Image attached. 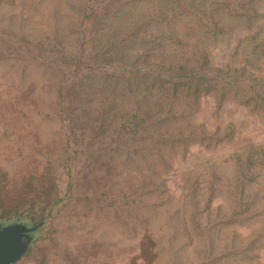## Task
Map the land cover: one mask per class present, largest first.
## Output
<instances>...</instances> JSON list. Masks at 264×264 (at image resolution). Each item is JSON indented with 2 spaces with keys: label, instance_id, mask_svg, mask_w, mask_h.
<instances>
[{
  "label": "rangeland",
  "instance_id": "obj_1",
  "mask_svg": "<svg viewBox=\"0 0 264 264\" xmlns=\"http://www.w3.org/2000/svg\"><path fill=\"white\" fill-rule=\"evenodd\" d=\"M98 1L0 0V223L40 229L19 264H264V0L123 5L114 20L121 33L155 17L129 46L131 57L142 58L149 34H176L187 42L154 44L149 64L193 68L201 60L211 81L199 100L178 101V114L191 101L182 130L193 137L170 146L126 145L112 125H87L79 105L92 122L110 105L97 83L60 108L68 71L60 51L77 52L79 21ZM162 15L169 22H158ZM41 43L45 54L32 60ZM131 83L117 84L111 121L145 106L142 88L122 96Z\"/></svg>",
  "mask_w": 264,
  "mask_h": 264
},
{
  "label": "trees",
  "instance_id": "obj_2",
  "mask_svg": "<svg viewBox=\"0 0 264 264\" xmlns=\"http://www.w3.org/2000/svg\"><path fill=\"white\" fill-rule=\"evenodd\" d=\"M142 1L148 0H127L125 3L118 4H116V0H101L90 4L79 21L78 35L81 39L77 52L71 55L62 53L63 50L60 51V64L62 62L68 71L67 74L64 72L61 80V88L59 90V100L61 98V101H59V104L60 108H63V103L66 105L67 101L80 94V87L85 89V91L91 90L92 86L86 84L88 82L92 84L97 83L101 86V89H105L108 93L110 91L109 98H106L110 104V109L105 107L100 117L95 122H92L88 114L89 110L87 111L86 107L83 110L79 105V108H76L80 113L78 117L83 116V121L86 124L94 125L97 123L96 126L100 127V129L105 124L108 127L112 125L113 128L110 130L116 133L118 138L126 145L128 142L138 143L149 141L151 144L170 146V144H177L182 140L193 137V134L191 135L186 132L190 127L182 130V123L185 117L183 113L187 111V108L190 109L189 104L191 101L199 100L198 98L202 91L201 88L206 83L210 84L211 81L202 75L203 64L200 63L201 60H195L196 62L193 60L195 62L193 68H188V65H182L181 63L167 66L168 64H164L160 59L154 65L149 64L154 44L161 47L176 43L177 45H183L187 42V40L185 42L176 41L178 38L176 34H171L170 36H150L151 34H149L148 39H152V42H146L148 49L143 53V61H141L142 58L140 57H131L130 52H128L129 46L140 35V29L147 31L151 24L152 26L154 25L155 17H149L141 28H137L136 30L131 28L127 33H121L119 28L116 27L114 20L123 14L125 7L129 5L140 6ZM152 1H157V4L165 5L163 8L170 7L174 4L172 3L173 0ZM183 3L182 0H176V4L180 5ZM193 3L196 4V2ZM123 5H125L124 8ZM197 7V4L194 5V8ZM215 7L220 8V10L222 9L223 12L228 11V13L236 16L253 17L251 11H240V13L228 4L216 3ZM148 8L150 9L151 7ZM214 11L216 9L212 8L210 14ZM151 12H155L154 9ZM162 17L163 20L158 22H164V20L169 22L168 17L167 19L163 15ZM43 44L45 43L34 47L39 52L38 55L34 53L33 56L30 52L32 60H41L39 58L46 51L43 48ZM194 44L193 48L196 46V43ZM203 63L206 66L207 62L204 61ZM199 64L201 67H199ZM139 65L142 68H137ZM145 65H148L147 68H144ZM67 75L71 76L68 81H66ZM131 80L132 83L129 84L127 92L120 93L123 97H127L142 88L141 93H145L142 102L143 106L144 104L145 106L142 107L141 102H139L138 106L131 110V113L124 111L121 115H113L112 122L110 120L112 116L111 111L115 110L118 91L116 86L119 82H129ZM69 84H73L70 89L66 88ZM86 96L89 98L90 94L87 93ZM149 98H153V103L148 102ZM181 98L184 100L190 98L191 101L189 100L185 105L187 108L184 107L182 113L178 114L174 110L177 108L178 101ZM83 100L81 99V101ZM72 114L76 116L74 119L79 120L75 112ZM178 122L177 130L170 132L171 125H176ZM148 130L157 133V136L150 135L151 132H148ZM168 134L170 135L169 138L167 137ZM71 170L72 167L68 164V171L70 172Z\"/></svg>",
  "mask_w": 264,
  "mask_h": 264
},
{
  "label": "water",
  "instance_id": "obj_3",
  "mask_svg": "<svg viewBox=\"0 0 264 264\" xmlns=\"http://www.w3.org/2000/svg\"><path fill=\"white\" fill-rule=\"evenodd\" d=\"M39 227L11 220L0 223V264H19L37 240Z\"/></svg>",
  "mask_w": 264,
  "mask_h": 264
}]
</instances>
